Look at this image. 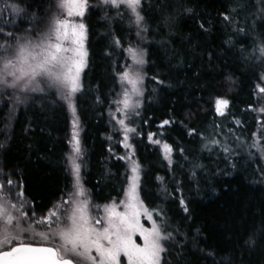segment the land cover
Here are the masks:
<instances>
[{"label":"trees","instance_id":"16d2710c","mask_svg":"<svg viewBox=\"0 0 264 264\" xmlns=\"http://www.w3.org/2000/svg\"><path fill=\"white\" fill-rule=\"evenodd\" d=\"M6 4L32 5L29 13L38 11L45 22L58 11L56 0H0V12ZM141 15L148 28L143 41L124 6L91 1L83 18L87 59L81 91L73 99L81 129L82 184L96 205L118 202L124 194L128 177L125 162L116 157L122 154L119 136L108 139L111 111L120 92L119 74L129 65L126 50L141 47L143 96L129 122L136 129L129 143L140 168V198L150 210L164 211L174 236L165 259L168 264H264V236L254 246L244 243L264 221V153L258 150L264 146V115L256 112L264 107L259 91L264 87L259 51L264 0H142ZM23 19L29 17L22 15L18 28H0L28 35L30 25ZM216 99L229 101L222 117L214 111ZM24 106L9 109L3 102L0 107V173L18 181L32 211L42 215L70 189L69 113L53 89L33 95ZM165 120L170 123L161 127ZM149 133L171 146L170 165L148 142Z\"/></svg>","mask_w":264,"mask_h":264},{"label":"snow or ice","instance_id":"6c2138e0","mask_svg":"<svg viewBox=\"0 0 264 264\" xmlns=\"http://www.w3.org/2000/svg\"><path fill=\"white\" fill-rule=\"evenodd\" d=\"M100 2L102 5L116 9L124 6L130 10L135 17L136 35L139 40H144L143 34L148 32V28L145 26V17L141 15L142 0H100ZM5 7L7 8L8 5L6 4ZM11 7L18 16L29 17L30 26L25 29L28 33L25 36H17L13 31L5 32L0 28V38L4 40L3 44H0V88L41 94L54 89L58 98L66 101L75 112L73 98L81 91L80 73L86 56L83 50L85 25L72 24L62 17L64 10L68 17H82L88 7V0H57L55 7L61 11L51 16L47 22L39 16L38 11L29 13L28 9L32 5L24 8L18 5ZM229 19V15H224V20ZM171 20V17H165L166 23H170ZM41 24H46V30L39 28ZM200 27L204 28V25L201 24ZM114 43L122 47L118 38L114 37ZM127 51L133 64L126 65L125 70L119 74V79L122 86L130 87H125L123 99L116 101L123 105L120 110L125 117L130 112L138 114L136 112L140 106L138 98L143 96L142 70L146 63L143 48L129 47ZM259 51L264 57V44L260 46ZM260 79L264 81V74ZM259 91L264 93V87H260ZM132 97L137 99L133 100ZM14 98L16 103L23 102L20 95H15ZM228 103L226 99L216 100V111L219 115L225 114L222 109L227 108ZM258 111L264 113V107ZM118 123L125 133L124 147L130 148L131 145L126 143L129 139L128 134L135 133L136 129L128 127L124 119L119 120ZM169 123L170 121L165 120L161 127ZM260 127V136L264 137V124ZM194 133V129L189 131V135ZM253 135L255 136L256 133ZM77 136L74 131L72 152L68 156L71 170L75 175L74 192L69 201L63 202L71 204L70 209H64L62 204L59 209L49 211L47 216L33 221L35 212L33 211L29 216V212L24 210L23 201H19V207L12 202L13 180L5 176V181L0 182V264H122V257L126 258L127 264H168L165 254L170 255L171 252L167 243L173 241L174 236L167 230V217L164 211L150 210L141 200L138 191L137 163H133L131 168L133 175L127 178L130 183L125 190L124 199L120 201L119 206L115 202L104 205L102 217L93 219L89 213L88 201L77 199L84 195L79 176L81 165L77 163L81 156L80 141ZM152 137L153 134L149 133L150 141ZM153 142L161 143L159 140ZM212 143L219 146L220 141H212ZM257 144L258 142L254 141L252 147H257ZM163 149L166 153L165 158L171 163L167 156V153L172 151L171 146L164 143ZM258 150L264 152V146ZM223 151L228 152L229 149L225 147ZM119 159H128V157H119ZM192 176H196L195 171L192 172ZM22 196V192L17 193V199ZM179 203L183 211L188 213L189 209L183 197L180 198ZM118 207H122L123 210L119 211ZM146 222L150 226H146ZM36 225L43 226L45 230L36 231ZM29 233L39 236L43 243L38 245L25 243L22 237ZM262 236H264V221H261L258 229L248 233L244 243L254 246ZM137 238L142 243H137Z\"/></svg>","mask_w":264,"mask_h":264},{"label":"rangeland","instance_id":"374dc122","mask_svg":"<svg viewBox=\"0 0 264 264\" xmlns=\"http://www.w3.org/2000/svg\"><path fill=\"white\" fill-rule=\"evenodd\" d=\"M91 1H94L96 3L97 2L101 3L100 0H88V4ZM56 3H57V0H56ZM11 6L12 5H8L7 8L5 7V9H3L2 12H0V25L3 26V27H5V28H18L17 27V24L21 20V16L22 15H19L18 16L14 11H12V7ZM57 10H58L57 13L61 11L59 9H57ZM86 10H87V8L85 9L84 15L82 17H77V16L68 17L67 14H66V10H64V14H63V17L62 18L68 19L70 21V23H72V24L83 23V18L85 16ZM131 15H132V13H131ZM133 18H134V21H135V17L134 16H133ZM25 21L28 24V21L27 20H24V22ZM20 36H25V34L23 33V35L21 34ZM130 47H133V46H130ZM133 48H135V47H133ZM83 50L86 52V56L84 58V67L82 68L81 73H80V81H81L82 72H83V70L85 69V66H86V59H87V51H86V28H85V32H84ZM126 54H127L128 58H129V65H132L133 64V61H132V59H131V57H130V55H129V53H128L127 50H126ZM143 68H144V66H143ZM142 74H143V70H142ZM143 77H144V74H143ZM119 81H120V79H119ZM120 83H121V81H120ZM143 84H144V79H143ZM143 84H142V89H143ZM120 85H121L120 92L118 94V97H117V100L116 101H121L123 99V92L125 90V87H130V86H126V85L122 86V83ZM1 91H5V93L2 92L3 93V96L0 95V107L2 108L3 102H8L9 109H12V108L13 109H18L20 106H24L25 103H27V101H29L31 98H33V95L39 94V93H32V92L21 93V92H18L16 90H13V89H3V88H0V94H1ZM15 95H20L22 97V99H23V102L22 103H16L15 98H14ZM132 99L135 100L137 98L136 97H132ZM138 99H139V102H140V106H139L138 109H136V112L137 113H138V111L140 110V107H141L142 97H139ZM216 100H214V102H213L214 111L216 112L217 116L222 117L216 111ZM73 104H74V100H73ZM64 105L66 107V110L69 113V131L72 134L71 136H73V132L75 131L78 134L77 138L79 139L81 129L79 128V126L77 124L78 120H77V117H76V113L72 111V109L68 106V103L66 101H64ZM261 107L262 106L258 107L257 110H256V112L259 115H262V114L264 115V113H261L260 111H258V109H260ZM122 108H123V105L121 103H116L114 110L111 111L112 112V115H111V127H112L111 128V133L112 134L108 137V139H109L110 142H112V141H114L113 135H116L117 134V136H119V140L117 142L120 143V145L122 147V154L121 155H117L116 154V157H118V158L119 157H128V159H121V160L124 161L125 164H126L127 177H130V176L133 175L132 172H131L132 165H133V163H136V161H135V159L133 157L132 147H130V148H125L124 147V143H125V141H124V135H125V133H124L121 125L118 123V121L121 120V119H124L125 120V124H127V126L130 127V125H129L130 120H132L138 114H134V113H131L130 112L128 114V116L125 117L123 111L120 110ZM222 110L226 114L227 108L222 109ZM12 111L13 110H11V113H12ZM74 121H75V127H74ZM0 129L3 130V128H0ZM128 135H130V133ZM153 141H156V139L152 138L151 141L148 139V142L150 144L156 145L159 148V150H160V152H161L164 160L166 161L167 164L170 165L172 163V158H171L172 153L171 152L170 153H167V156L171 160V163H169V159H166L165 158L166 153L164 152V149H163V144L164 143L156 144ZM126 143L130 144L129 143V139H128V141H126ZM71 152H72V141L70 142V151H69V153L67 155V166H68V170L70 172V178H71V185H70V189H69L68 193L66 195H64L63 197H61L59 200H57L51 206V208L48 211H46L45 213H43L42 215H36L35 214V217L33 218V221L39 220L42 216H47V214L49 213V211H54V210L59 209L62 204H63V208L64 209H70L71 208V204H65V203H63L64 201H69L70 198H71V196H72V193L74 192L75 175L73 174V172L71 170V165H70V163L68 161V156H69V154ZM82 159H83V151H82V148H81V156L77 160V163H79L81 165L79 176H80V184L82 185L83 190H84V195L77 197V199L87 200L88 201V207H89V213H90V215L92 216L93 219L99 218V217H102L104 215V211H103V206L104 205H96V204H94L93 201H92V199H91V197H90V195H89V193L87 192V190L84 188V186L82 184V178H81V173H82ZM263 163H264V155H263ZM3 181H5V179L2 178V173H0V182H3ZM139 181H140V168H139ZM13 182H14V184H13V186L11 188V199H12V202L13 203H16L17 206L19 207V201H23L24 210L25 211H28L29 212V216H31V213L33 212L32 211V207H31L30 203L28 202V200L26 199V197L24 196V194H23L22 197H19V199H17V193L18 192H22V186H21V184L18 181H13ZM129 183H130V181L127 179L126 189H127ZM5 190L7 191V185H6V183H5ZM124 196H125V191H124V194H123L122 198L118 202H115L118 206L120 204V201L124 199ZM110 204H112V203H110ZM110 204H108V205H110ZM118 210L119 211H122L123 209H122V207H118ZM146 226H150V224H148L146 222ZM44 230H45V228L43 226L36 225V231L39 232V231H44ZM22 239L24 240L25 243H32L34 245H38V244L43 243L40 240V237L39 236H35V235L31 234V233L25 234L22 237ZM137 243H142V241L139 238H137ZM122 264H127L126 258H124V257H122Z\"/></svg>","mask_w":264,"mask_h":264},{"label":"bare ground","instance_id":"6f19581e","mask_svg":"<svg viewBox=\"0 0 264 264\" xmlns=\"http://www.w3.org/2000/svg\"><path fill=\"white\" fill-rule=\"evenodd\" d=\"M26 104V103H25Z\"/></svg>","mask_w":264,"mask_h":264}]
</instances>
